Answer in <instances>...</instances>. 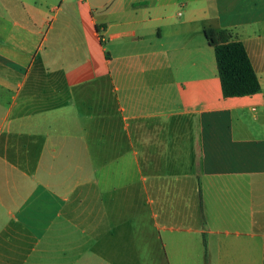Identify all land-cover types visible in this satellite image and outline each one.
Listing matches in <instances>:
<instances>
[{
    "label": "crops",
    "instance_id": "0c3cea01",
    "mask_svg": "<svg viewBox=\"0 0 264 264\" xmlns=\"http://www.w3.org/2000/svg\"><path fill=\"white\" fill-rule=\"evenodd\" d=\"M199 233L264 264V0H0V264H199Z\"/></svg>",
    "mask_w": 264,
    "mask_h": 264
},
{
    "label": "trees",
    "instance_id": "16d2710c",
    "mask_svg": "<svg viewBox=\"0 0 264 264\" xmlns=\"http://www.w3.org/2000/svg\"><path fill=\"white\" fill-rule=\"evenodd\" d=\"M205 33L214 49L222 94L232 97L257 92L260 84L243 43L239 40L219 41L215 34L221 30L209 28Z\"/></svg>",
    "mask_w": 264,
    "mask_h": 264
},
{
    "label": "rangeland",
    "instance_id": "374dc122",
    "mask_svg": "<svg viewBox=\"0 0 264 264\" xmlns=\"http://www.w3.org/2000/svg\"><path fill=\"white\" fill-rule=\"evenodd\" d=\"M205 237L206 235L203 233H199L198 237L195 238L194 242H191V247L190 249H194V251H199V264H204L206 260V254H205ZM167 251H169V248H167ZM167 256V255H166ZM177 257H173L170 255V260L172 261L173 259H176ZM175 264V262H174Z\"/></svg>",
    "mask_w": 264,
    "mask_h": 264
},
{
    "label": "built area",
    "instance_id": "2783aa9c",
    "mask_svg": "<svg viewBox=\"0 0 264 264\" xmlns=\"http://www.w3.org/2000/svg\"><path fill=\"white\" fill-rule=\"evenodd\" d=\"M81 1V0H80Z\"/></svg>",
    "mask_w": 264,
    "mask_h": 264
}]
</instances>
